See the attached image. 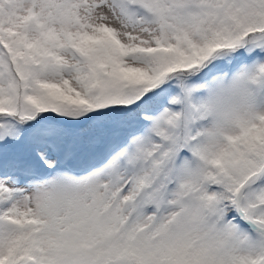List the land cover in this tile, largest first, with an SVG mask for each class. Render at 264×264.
Listing matches in <instances>:
<instances>
[{"label":"snow or ice","instance_id":"obj_1","mask_svg":"<svg viewBox=\"0 0 264 264\" xmlns=\"http://www.w3.org/2000/svg\"><path fill=\"white\" fill-rule=\"evenodd\" d=\"M0 264H264V0H0Z\"/></svg>","mask_w":264,"mask_h":264}]
</instances>
